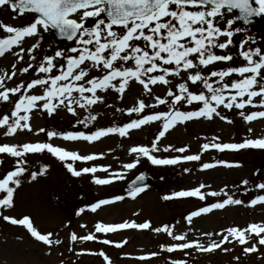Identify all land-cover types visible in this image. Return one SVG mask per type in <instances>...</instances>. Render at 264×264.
Listing matches in <instances>:
<instances>
[{"label": "rangeland", "instance_id": "374dc122", "mask_svg": "<svg viewBox=\"0 0 264 264\" xmlns=\"http://www.w3.org/2000/svg\"><path fill=\"white\" fill-rule=\"evenodd\" d=\"M30 19V15H17L7 7H0V22L5 25L24 26L30 22ZM242 28L245 30L233 37L235 41L234 46L231 47L232 51H237L235 44L246 36L256 41L255 44H248L246 47H259L264 51V26ZM256 31L258 34L254 33ZM4 35L6 34L0 30V37ZM35 39L25 38L21 47L26 50ZM70 46L75 45L60 43L49 32L44 34L40 48L34 50L35 62L29 60L26 52L20 54L23 56L22 60H17L11 52L6 53L0 57V75L6 77V74H11L13 71L16 75L11 80L5 78L2 83L5 87L12 88L22 82L26 85L31 79L40 76L57 74L55 69L49 74L36 73L34 69L43 56L53 54L57 48L66 49ZM12 51L19 52V48H13ZM28 63H33V68L29 69L28 73H21L19 69L27 66ZM56 63L59 67L63 61L57 60ZM236 63L243 62L236 58ZM12 64L16 65L15 69L12 68ZM221 67V63L218 62L203 71L207 73ZM97 75H103V72L93 70L88 78ZM185 75L181 73V77H167L171 82L168 85H150L151 93H146L142 85L135 80L128 81L123 93L116 92L112 88L97 90L96 94L102 99L84 108L73 105L75 115L67 112L63 107H58L51 115L39 107L33 108L28 114L32 131L17 130L13 135L6 136L4 135L6 128L0 127V145L49 143L67 151H75L81 156H95V159L90 161L61 162L46 150L24 155L23 159L26 163L23 166L26 171L21 177V184L15 189L13 207L0 210V215L17 219L27 215L39 232L52 233L50 238L59 240L60 243L46 246L32 238L23 226L12 225L0 219V264H106L104 257L99 255L100 252L109 258L108 264H172V261L177 260H183L186 264H264V245L257 244V251L253 253L243 252V247H251L256 243L257 238L254 234L245 245L232 240L231 243L226 242L221 248L209 252L197 251L194 248L168 252L166 251L168 246L184 241L173 240L166 230L156 231L167 228L174 235H183L186 241H199L207 246L212 241L218 242L224 234L223 230L230 227L246 229L249 224L264 225V203L258 202L255 205L249 203L255 197L264 195V189L256 187L257 184L264 183V153L263 157L259 156L262 153L260 151L264 149L217 150L211 147L214 143H242L246 139L264 137V118L246 122L239 114L241 111L245 114L264 111V108L259 107L258 97L253 98L257 107L251 105H246L244 109L219 107L217 110L226 117V120H221L215 115L211 119L192 118L183 123L177 122L167 130L165 136L156 141L158 150L151 152V155L156 158L200 156L199 160H180L174 165H153L146 157L139 156L136 167L127 170L123 168L124 164L137 159L136 154L129 153L131 147L151 148L153 140L161 129L162 121H153L139 128L130 129L124 137L118 132L109 133L91 142L82 139L65 140L62 135L49 138L47 135L49 131L58 134L83 132L90 135L99 129L122 127L144 115L169 111L172 98L167 97L166 93L169 88L176 93L175 86L182 82ZM112 83L118 86L119 80H113ZM188 86L190 91L196 93L206 91L202 86L193 85L191 82H188ZM2 90L0 88V91ZM42 93L43 89L36 86L27 91L22 88L21 92L14 96L9 94L11 103L0 101V117L11 115L14 102L20 95ZM73 95L77 94L73 93ZM156 97L165 99L166 103L157 104ZM140 101L154 107L145 108L139 114L128 113L127 109L135 107ZM201 106L199 102L192 104L178 102L176 109L195 111ZM20 115H23V112ZM91 116H95V119H90ZM41 129L43 131H40ZM204 144H209L210 147L202 149ZM168 146H171L169 150L164 151ZM181 147L185 148L183 153L173 150ZM18 159L20 158L0 153V178L7 171L14 169ZM221 161L225 163H220ZM65 163H72L75 170L94 167L97 171L72 176L64 166ZM205 163L213 167L204 169L202 165ZM236 164H239V167L232 166ZM42 166H46L44 174L31 180L30 174L34 171L39 172ZM140 172L150 175L154 179V185L143 189L134 197L129 196L124 185ZM117 173L122 178H114V174ZM93 177L109 179L110 183L95 184ZM244 180L248 181L246 185L242 184ZM197 188L205 194L203 200L199 197L172 195L175 192ZM221 189L223 192L219 196L207 195L210 192H220ZM224 193L233 199L241 200L242 203L229 204L222 209H212L207 213L191 217L190 220L186 219L191 212L226 199ZM2 195L3 193H0V197ZM116 196L122 199L115 200ZM100 200L110 202L100 205L93 211L90 205ZM81 208L84 211L77 215V211ZM145 222L149 224L146 229L124 228L111 232H97L95 229L97 223L115 225ZM217 233H221V236H217ZM72 234L77 237L92 234L94 239L73 241L70 239ZM104 240L111 243L104 244ZM117 243L121 246L116 247ZM224 248L229 251H224ZM153 253L155 255H152Z\"/></svg>", "mask_w": 264, "mask_h": 264}, {"label": "snow or ice", "instance_id": "6c2138e0", "mask_svg": "<svg viewBox=\"0 0 264 264\" xmlns=\"http://www.w3.org/2000/svg\"><path fill=\"white\" fill-rule=\"evenodd\" d=\"M255 5V6H254ZM0 7H7L18 15L28 14L30 22L24 26H10L0 22V30L6 35L0 37V57L11 52L17 60H22L21 53L28 55L29 60L35 62L34 50L39 49L45 33H54L61 40L73 42L75 46L57 48L53 54L45 55L36 64L34 71L41 74H49L55 69L57 74L45 75L31 79L27 84H17L15 87H5L2 81L7 78L11 80L16 75L15 71L0 75V101L9 102L10 95H16L23 88L25 91L40 86L43 93L39 95H20L15 100L11 110V115L0 117V127H5L4 135H13L17 130L32 131L29 124V112L36 107L46 110L51 115L58 107L66 108L67 112L75 115L73 105L84 108L86 105L95 104L102 97L98 96L97 90L104 91L112 88L116 92L123 93L129 80H135L142 85L146 93H151L150 85L170 84L167 77H181V73L186 74L182 82L176 84V93L171 88L166 96L171 97L169 111L154 112L144 115L140 119H133L122 127H109L99 129L90 135L83 132L58 134L52 131L47 133L49 138L54 135H62L65 140L82 139L88 142L106 136L109 133H119L121 137L127 135L128 130L139 128L141 125L162 121L161 129L152 142L151 148L145 146H134L129 149L130 154H136L137 159L123 165L124 169H133L139 162L138 157L144 156L153 165H174L180 160L196 161L199 155H185L174 158H156L150 153L158 150L156 141L165 136V132L172 128L177 122L183 123L192 118L204 117L211 119L214 115L221 120H226L217 110L224 109H244L246 105L257 107L253 102L254 97L259 98V107L264 108V51L259 47H246L248 44H255L252 37H245L235 44L237 49L235 56L233 53L217 54L215 50H225L233 45V37L237 33L243 32L242 27H233L236 21H242L244 25L251 23V18L264 14V0H0ZM233 10L238 11V15L229 14ZM91 18L92 26H87V21ZM25 38H36L26 50L21 47ZM223 38V39H222ZM19 48V52L12 51ZM239 58L243 61L238 66H225L213 69L205 73L203 69L216 63L232 61ZM57 60L63 63L57 67ZM131 66H126L128 64ZM15 69L16 65L12 64ZM33 68V63L19 69L21 73H28ZM95 70L102 71L103 75L91 76ZM158 73V74H153ZM233 75L238 78H232ZM119 80V84L114 85L113 80ZM82 82V83H81ZM188 82L193 85H200L206 91L199 93L189 90ZM215 85V87L213 86ZM76 93L77 95H73ZM90 93L91 95H84ZM246 97V99H245ZM157 104H165L166 100L156 97ZM37 102H43L38 104ZM178 102L192 104L199 102L202 106L195 111H180L176 109ZM154 107L147 105L143 101L138 102L135 107L127 109L128 113H141L145 108ZM23 112V115L20 113ZM243 119L252 121L256 118H264V111H252L245 114L239 113ZM89 119V118H86ZM90 119L94 120L95 116ZM11 120V122H10ZM23 122V123H21ZM82 122V121H81ZM229 123L231 121H228ZM40 131H43L41 129ZM251 131V129H249ZM168 146L164 151H168ZM209 144L202 145V149H208ZM212 148L217 150H239L247 148L264 149V137L257 139H246L242 143H214ZM47 151L61 162L67 160L90 161L95 159L94 155H79L75 151H67L63 148L53 146L49 143H23L21 145H0V153L8 154L11 157L20 158L13 170L7 171L0 178V210L13 207L14 192L21 184V177L26 171L23 166L26 161L23 159L26 153H39ZM183 153L184 147L173 149ZM220 163H225L221 161ZM67 171L72 176H80L81 173H94V167H85L75 170L72 163H65ZM239 167V164L232 165ZM204 169L213 167L205 163ZM46 166H42L39 172H32L30 179L35 180L38 175H43ZM106 170V169H105ZM185 171H188L185 169ZM114 178H122L118 173ZM141 174L136 178L143 181ZM93 182L98 185L110 183L109 179L93 177ZM248 181H242L247 184ZM203 187V185H201ZM258 189H264V183L257 184ZM143 190V187L135 186V181L128 189L129 196H135ZM223 192H210L207 195L219 196ZM174 197H199L203 200L205 194L200 190L179 191L172 194ZM227 197L222 201L212 203L206 207H201L193 211L186 218L207 213L212 209H222L229 204H241L239 199H233L227 193ZM169 199L170 197H164ZM115 200L122 197L116 196ZM110 201L100 200L90 205L95 211L100 205ZM258 202L264 203V195H259L252 199L250 205ZM81 208L77 215L83 212ZM0 219L12 225L23 226L27 232L38 242L46 246L59 244V240L50 237L52 233L42 234L29 216L14 218L7 215H0ZM83 227V225H82ZM149 227L147 222L141 224L120 223L115 225H104L97 223V232H111L116 229ZM167 231L175 241H184L168 246L166 251L194 248L197 251L209 252L221 248L226 242L235 240L240 245L247 244L248 239L254 234L256 243L251 247H243L244 253L257 251V244L264 245V225L249 224L246 229L230 227L223 230L224 234L220 240L212 241L207 246L199 241H186L183 235H174L170 229H156V231ZM211 236V233H206ZM231 237V239H230ZM71 240H93L92 234L77 237L72 234ZM104 244L111 243L108 240ZM120 243L116 247H120ZM224 251L229 249L224 248ZM187 254V253H186ZM106 264L109 258L103 253ZM152 255H155L153 253ZM172 264H186L183 260L172 261Z\"/></svg>", "mask_w": 264, "mask_h": 264}, {"label": "water", "instance_id": "95a60500", "mask_svg": "<svg viewBox=\"0 0 264 264\" xmlns=\"http://www.w3.org/2000/svg\"><path fill=\"white\" fill-rule=\"evenodd\" d=\"M233 12H234V15H238V11H237V10H233ZM257 21H258V16L251 18V23H252V22H257ZM237 22L243 24L242 21H237ZM138 176H140V175H138ZM138 176H137V177H138ZM137 177H135L132 181H130V182L126 185V187L129 188L131 185H133V182H134V181H135V186H146V185H151V180H149L147 177L144 176L143 181H137V180H136Z\"/></svg>", "mask_w": 264, "mask_h": 264}]
</instances>
